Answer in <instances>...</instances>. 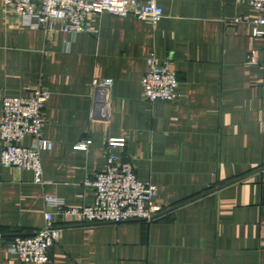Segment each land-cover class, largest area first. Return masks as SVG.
Listing matches in <instances>:
<instances>
[{
	"label": "crops",
	"instance_id": "crops-1",
	"mask_svg": "<svg viewBox=\"0 0 264 264\" xmlns=\"http://www.w3.org/2000/svg\"><path fill=\"white\" fill-rule=\"evenodd\" d=\"M155 24L134 14L90 13L94 32L23 26L0 0V110L3 96L50 91L44 183L0 161V264L23 262L8 250L16 234L46 225L45 194L66 204L95 201L86 184L109 148L158 186L152 221L64 225L55 264H264V35L257 10L239 0H158ZM240 18L235 21L236 18ZM61 22L57 23L60 27ZM171 57L173 99L150 102L147 57ZM110 80L107 106L93 80ZM87 141L86 149L75 147ZM25 144L32 142L27 135ZM2 141L0 138V155Z\"/></svg>",
	"mask_w": 264,
	"mask_h": 264
},
{
	"label": "built area",
	"instance_id": "built-area-1",
	"mask_svg": "<svg viewBox=\"0 0 264 264\" xmlns=\"http://www.w3.org/2000/svg\"><path fill=\"white\" fill-rule=\"evenodd\" d=\"M239 1L248 2L257 10L258 16L252 20L254 34L263 36L264 0ZM4 12L18 18L23 26L72 34L95 31L87 21L90 13L134 14L153 24L164 16L158 0H5ZM58 22L62 24L60 27H57ZM146 61L149 69L142 78L146 99L154 102L175 98L179 78L172 58L159 59L152 54ZM93 84L98 92L97 102L107 106L110 80L95 78ZM49 97V89L38 83L26 96H3L0 110L1 163L31 170L34 181L40 184L44 183L42 153L53 146V141L45 134ZM27 135L32 137L30 144L24 142ZM105 144L108 152L104 168L85 181L95 190L94 203L72 206L58 196L45 194L46 207L55 209L46 210L45 227L32 234H16L8 243V250L21 261L55 264L50 249L64 226L55 222V215L70 224L152 221L160 216L161 208L154 202L158 186L141 180L131 162L119 161L120 156L109 149L124 145L125 140L109 138ZM87 146L85 140L75 147L86 149Z\"/></svg>",
	"mask_w": 264,
	"mask_h": 264
}]
</instances>
